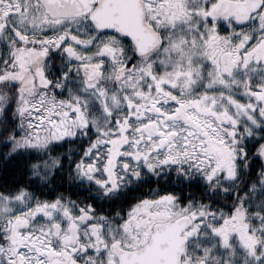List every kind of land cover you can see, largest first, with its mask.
I'll return each mask as SVG.
<instances>
[{
	"label": "snow or ice",
	"instance_id": "obj_1",
	"mask_svg": "<svg viewBox=\"0 0 264 264\" xmlns=\"http://www.w3.org/2000/svg\"><path fill=\"white\" fill-rule=\"evenodd\" d=\"M0 264H264V0H0Z\"/></svg>",
	"mask_w": 264,
	"mask_h": 264
}]
</instances>
